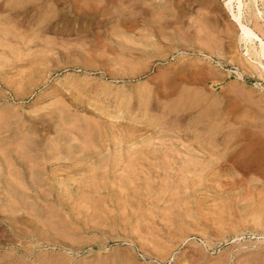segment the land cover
<instances>
[{"label":"rangeland","instance_id":"rangeland-1","mask_svg":"<svg viewBox=\"0 0 264 264\" xmlns=\"http://www.w3.org/2000/svg\"><path fill=\"white\" fill-rule=\"evenodd\" d=\"M225 1L0 0V264H264V61Z\"/></svg>","mask_w":264,"mask_h":264},{"label":"bare ground","instance_id":"bare-ground-1","mask_svg":"<svg viewBox=\"0 0 264 264\" xmlns=\"http://www.w3.org/2000/svg\"><path fill=\"white\" fill-rule=\"evenodd\" d=\"M253 1H256V0H253ZM224 6H225V9H226L227 13L229 14L231 20L239 28V32H240L242 40L245 43H247V45H248V43L251 44V46L253 48L257 47L259 57L261 59H263V61H264V37H262L256 30H254L249 24H246V22L244 21L245 20V6H246L244 0H226L224 3ZM254 7H252V8H254ZM256 13H257L256 15L258 17L261 16L260 11H258ZM248 53H249V49H247V54Z\"/></svg>","mask_w":264,"mask_h":264}]
</instances>
